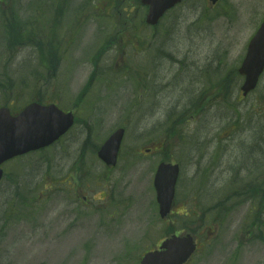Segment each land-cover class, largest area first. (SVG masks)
<instances>
[{
    "label": "rangeland",
    "instance_id": "374dc122",
    "mask_svg": "<svg viewBox=\"0 0 264 264\" xmlns=\"http://www.w3.org/2000/svg\"><path fill=\"white\" fill-rule=\"evenodd\" d=\"M51 1L0 3V107L36 100L76 113L59 142L5 165L0 264H138L169 232L153 187L161 161L181 165L180 201L202 195L209 208L234 195L233 210L209 216L220 234L190 264H263L264 77L235 104L219 82L229 77L240 97L243 78L228 74L264 20V0H184L156 27L138 0ZM8 19L25 26L22 35L10 34ZM52 45L58 56L47 58ZM120 126L110 170L97 151ZM253 167L263 170L255 180L229 186L228 176L251 178Z\"/></svg>",
    "mask_w": 264,
    "mask_h": 264
},
{
    "label": "water",
    "instance_id": "95a60500",
    "mask_svg": "<svg viewBox=\"0 0 264 264\" xmlns=\"http://www.w3.org/2000/svg\"><path fill=\"white\" fill-rule=\"evenodd\" d=\"M179 0H143L151 5L149 21L156 22L165 9ZM264 34V26H263ZM254 78L247 81V90L255 86ZM253 82V83H252ZM252 83V85L250 84ZM66 119V120H64ZM71 118L62 115L55 106L31 104L17 117L9 110H0V164L17 153L42 147L53 142L71 126ZM124 136V129L116 131L99 152L108 164H116L118 152ZM176 167L162 165L156 176V187L161 203V214L165 216L170 209L176 181ZM2 170L0 169V177ZM195 245L191 236H174L166 240L161 250L146 254L141 264H182Z\"/></svg>",
    "mask_w": 264,
    "mask_h": 264
},
{
    "label": "flooded vegetation",
    "instance_id": "af4514ba",
    "mask_svg": "<svg viewBox=\"0 0 264 264\" xmlns=\"http://www.w3.org/2000/svg\"><path fill=\"white\" fill-rule=\"evenodd\" d=\"M191 197L193 199H195V201L193 202H184L182 207H183V210L186 211V214L187 215H191V214H195V212L197 213V216H209V214L213 213L215 211L214 207L218 206L219 203H216V204H213L211 207L209 208H204L203 207V204L201 203V195H191ZM219 201H223V207L224 209L222 210V213H228L230 212V207H231V199H232V196L231 195H221L219 196ZM178 212V211H177ZM174 213V212H173ZM173 213H171L169 215V217L167 218V223L169 225L170 228H172V223H173ZM199 224V229L201 228H205L204 227V221L203 219L200 220L198 222Z\"/></svg>",
    "mask_w": 264,
    "mask_h": 264
}]
</instances>
